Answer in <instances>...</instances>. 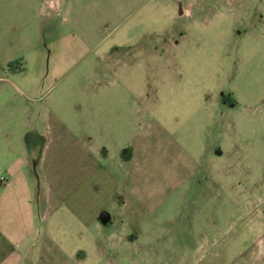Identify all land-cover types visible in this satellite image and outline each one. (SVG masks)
I'll list each match as a JSON object with an SVG mask.
<instances>
[{
    "label": "rangeland",
    "instance_id": "1",
    "mask_svg": "<svg viewBox=\"0 0 264 264\" xmlns=\"http://www.w3.org/2000/svg\"><path fill=\"white\" fill-rule=\"evenodd\" d=\"M43 1L0 0V79L22 59L14 81L32 97L26 105L0 80V138L34 108L58 154H96L107 171L41 167L38 216L47 190L61 218L89 186L83 264H264V0H150L148 19H88L109 21L88 50L64 47L63 17L41 20ZM130 30L137 46L118 49ZM50 245L35 264L60 252Z\"/></svg>",
    "mask_w": 264,
    "mask_h": 264
},
{
    "label": "crops",
    "instance_id": "2",
    "mask_svg": "<svg viewBox=\"0 0 264 264\" xmlns=\"http://www.w3.org/2000/svg\"><path fill=\"white\" fill-rule=\"evenodd\" d=\"M149 3L150 0H45L41 20L57 19L62 16L64 47L74 49L83 46L88 50L92 44L94 47L102 46L101 41L92 43L90 36L104 34L108 29L107 20L116 18L117 21L130 23L135 21L140 13L142 18L148 19ZM107 12L113 15L109 16ZM90 18L94 19V22L102 18L107 20L96 23L98 25L92 28L88 22ZM131 33L132 30L124 34L127 42L116 46L118 49L130 50L137 46L133 44L131 36H128ZM74 40L78 41V45ZM15 62L21 64V71L17 65H10L8 72L12 75L1 78V82L5 84L13 82L12 84L16 85L14 77H19L18 75L26 71L22 59ZM16 87L22 101L26 105L28 101L31 102L29 88L18 85ZM21 115V118H16L5 126L0 138V264H35L37 257L42 258L40 254L42 245L45 246L46 243L51 244L52 248L57 247L61 252L57 253L53 260L50 259L48 264H60L59 257L65 258L62 262L70 260L73 264H83L89 251L86 244L91 241V221L85 218V211H89V204L85 199L91 194V188L89 186L82 187L81 190L79 188L78 195L83 194V197L80 196L81 206L76 207L74 202L77 200L72 199L66 208V217L61 218L58 214L59 209H52L50 193L47 190L46 218L43 220L38 216L37 189L32 186L31 179L41 167L45 174L49 171L52 174L59 172L58 164L60 166L64 164L67 176L73 178L75 162H84L85 166L80 168L83 176L101 179L104 178L107 167L96 154L68 157L67 148L63 150V155L66 156L62 157L58 154L60 145L54 139H48L42 129L45 127L50 131L49 122L42 119L43 113L25 106ZM121 157L122 162H128L132 158L127 151ZM72 195H76V192H72ZM100 212L98 221L101 225L108 226L111 222L110 215H107L104 207ZM44 227L45 230L42 229ZM216 249H210L213 256L217 255Z\"/></svg>",
    "mask_w": 264,
    "mask_h": 264
},
{
    "label": "trees",
    "instance_id": "3",
    "mask_svg": "<svg viewBox=\"0 0 264 264\" xmlns=\"http://www.w3.org/2000/svg\"><path fill=\"white\" fill-rule=\"evenodd\" d=\"M16 65H17L18 67H20V71H21V68H22L21 64H20L19 62H17Z\"/></svg>",
    "mask_w": 264,
    "mask_h": 264
}]
</instances>
